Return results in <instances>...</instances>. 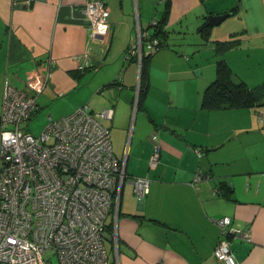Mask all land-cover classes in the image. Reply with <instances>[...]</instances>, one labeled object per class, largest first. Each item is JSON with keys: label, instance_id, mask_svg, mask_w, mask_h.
I'll return each mask as SVG.
<instances>
[{"label": "crops", "instance_id": "crops-1", "mask_svg": "<svg viewBox=\"0 0 264 264\" xmlns=\"http://www.w3.org/2000/svg\"><path fill=\"white\" fill-rule=\"evenodd\" d=\"M87 1L0 0V113L5 81L36 97L31 119L45 108L54 120L83 105L114 110L102 121L113 153L125 158L128 177L149 179V191L138 202L124 182L116 222L107 219V264H224L213 256L221 237L215 221L223 217L251 235L231 242L236 264H264V101L254 108L202 105L220 60L234 82L264 84V0H169L167 36L148 59L140 101V67L124 55L138 30L152 35L165 0H102L108 33L94 41ZM226 12L202 32L209 15ZM227 41L237 45L223 51ZM153 135L161 151L150 168ZM197 173L203 179L194 183Z\"/></svg>", "mask_w": 264, "mask_h": 264}, {"label": "built area", "instance_id": "built-area-1", "mask_svg": "<svg viewBox=\"0 0 264 264\" xmlns=\"http://www.w3.org/2000/svg\"><path fill=\"white\" fill-rule=\"evenodd\" d=\"M83 14L91 39L105 38L109 12L102 0H89ZM138 30L137 41L124 58L143 57L160 49L156 38ZM87 66L88 53L82 55ZM37 110L36 97L4 82L0 113V264H107L104 240L107 219L116 222L127 179L138 202L149 191L148 178H130L125 158L113 153L109 129L114 110L91 112L86 105L58 119L47 117L38 135L28 132ZM149 167L159 161L161 147L151 136ZM203 179L197 173L194 183ZM221 237L213 250L216 260L236 264L234 240L250 242L248 230L231 227V218L215 221Z\"/></svg>", "mask_w": 264, "mask_h": 264}, {"label": "trees", "instance_id": "trees-1", "mask_svg": "<svg viewBox=\"0 0 264 264\" xmlns=\"http://www.w3.org/2000/svg\"><path fill=\"white\" fill-rule=\"evenodd\" d=\"M169 6L170 1L165 0V11L161 20L152 26V35L148 34L149 38L144 40L149 41L150 39L156 38L159 41L160 49L163 47L164 40L167 36V32L164 31V25L166 24ZM234 12L235 11L232 10V13ZM209 28L211 27L205 26V24H203L202 32H206L209 30ZM236 45L237 43L235 42L227 41L220 44V47L223 51H227ZM150 56L151 55L141 59L137 101H140L143 93L146 90L147 62ZM128 60L137 61L135 56L130 57ZM111 84L120 85V82L114 81ZM262 101H264V84H261L259 87L254 89H250L242 82H234L230 69L222 60L217 62L215 79L205 89L202 96V105L207 109L254 108L258 107ZM220 189L224 190L225 196L230 193L229 188L225 185H222Z\"/></svg>", "mask_w": 264, "mask_h": 264}, {"label": "rangeland", "instance_id": "rangeland-1", "mask_svg": "<svg viewBox=\"0 0 264 264\" xmlns=\"http://www.w3.org/2000/svg\"><path fill=\"white\" fill-rule=\"evenodd\" d=\"M54 111V110H53ZM101 112V111H100ZM52 113V114H51ZM98 113V112H95ZM51 114L52 117H56L55 112H50L45 109H41L40 112H37V115L31 119L28 125V132L33 135H38L44 128L47 123V115ZM45 257L49 259L50 264H59L56 257L52 256L49 252L45 254Z\"/></svg>", "mask_w": 264, "mask_h": 264}, {"label": "water", "instance_id": "water-1", "mask_svg": "<svg viewBox=\"0 0 264 264\" xmlns=\"http://www.w3.org/2000/svg\"><path fill=\"white\" fill-rule=\"evenodd\" d=\"M230 15H231L230 12H226V13H223V14L209 15L207 17L206 22H205V26H208V27H216L222 21H224L227 17H229Z\"/></svg>", "mask_w": 264, "mask_h": 264}]
</instances>
